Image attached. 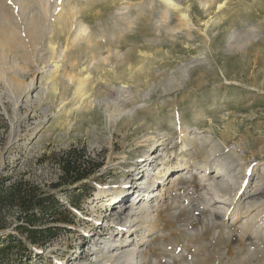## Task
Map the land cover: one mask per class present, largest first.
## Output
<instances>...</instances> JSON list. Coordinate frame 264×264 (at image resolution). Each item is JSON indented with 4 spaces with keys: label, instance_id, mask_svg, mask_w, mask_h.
<instances>
[{
    "label": "rangeland",
    "instance_id": "1",
    "mask_svg": "<svg viewBox=\"0 0 264 264\" xmlns=\"http://www.w3.org/2000/svg\"><path fill=\"white\" fill-rule=\"evenodd\" d=\"M175 1L180 7L165 14L162 0H51L60 6L55 16L62 12L68 20L74 13V22L69 19L61 27L63 20L53 18L51 33L36 47L29 35L36 30L18 17L13 0L0 2V10L19 22L15 30L26 45L15 46L17 50L0 47V58L5 56L0 68L6 71L5 76L0 73V175L25 174L49 184L60 170L44 154L70 147L84 148L89 158L102 163L87 186L70 189L79 208L59 193L75 216L74 224L36 249L28 264L100 261V239L94 233L128 235L105 225L118 222L120 210L134 206L140 197L135 199L138 193L131 188L123 199L108 200L126 179L133 158L158 154L166 157L160 169L166 173L165 184L154 186L159 192L164 185L161 200L149 197L147 202L144 195L134 206L150 203L157 217L139 248L146 255L144 264H264V238L243 226L256 215L254 228L264 233V0ZM40 5V0L30 2L28 20L44 24ZM179 11L187 13L188 27ZM80 24L86 31L71 42ZM49 41L58 49L70 41L66 58L51 73ZM74 59L77 68L72 69ZM80 62L89 65L81 71ZM72 72L77 73L75 83L85 80L82 97L67 78ZM16 81L32 84L26 92L14 86ZM121 107L130 114L127 118L117 116ZM107 110L116 121L108 118ZM146 133L157 142L167 139L163 145L156 147L155 142L136 150L134 140ZM185 157L190 166L182 171L178 164ZM204 157L209 162L206 172L198 166ZM148 170L133 176L129 186L147 181L156 165ZM177 172H182L181 179L170 183ZM219 186L235 199L228 207L243 208L237 220L231 213L210 215L223 203L209 206L203 191ZM250 201L260 206L244 210ZM210 216L216 224L208 221Z\"/></svg>",
    "mask_w": 264,
    "mask_h": 264
},
{
    "label": "bare ground",
    "instance_id": "2",
    "mask_svg": "<svg viewBox=\"0 0 264 264\" xmlns=\"http://www.w3.org/2000/svg\"><path fill=\"white\" fill-rule=\"evenodd\" d=\"M31 1L32 0H13V2L15 4L14 6L16 8V10H15L16 12L15 11L14 12L15 13L18 12V15H19L18 17L20 19H21V17H23V19H25V21H24L25 25L28 26V24H29L30 27L32 25V28H34L37 31V32L34 31V32H30L29 33V35L33 38L32 45H34L35 47L37 46V41L38 40H43V37L48 32V30L51 33V26L50 25H51V21H52L53 18H54V20H58V21H62L63 20V22H62L63 24L61 25V27L67 26L66 23L68 22L69 19H71L72 22H74V17H73L75 15L74 13H73V15H71L72 13L70 14V16L68 17V20L66 18L62 17V15H61L62 12H60V13L57 12L59 14H57L58 16H55L53 11L56 8L60 7V6H59L58 2H54L53 3V2H51V0H40V4H41L40 5V10H41L43 18H44L43 19L44 24H40L38 22H35L36 20L35 21H32L31 19L28 20V14L30 12V2ZM162 1L165 3V6H166L165 14L167 13V10H169V9H172V8L177 9V8L180 7V4H179L180 2L179 1H175V0H162ZM0 2L3 3V0H0ZM25 8H26V10H24ZM207 8H209V7H207ZM179 14H180V19L185 22V25H187L189 23V21H188L189 17L187 15V13L180 12ZM10 15H12V14L11 13H7L6 14L5 11L0 10V47L2 46V47L6 48L5 50H9L11 47L14 46L13 47L14 50H17L16 48L18 46H23L24 43H23L22 40L21 41L19 40L20 36H18L17 31L15 30V27H18L17 24L19 22H15V16H10ZM40 22H42V21H40ZM10 24L13 25V26H11ZM72 25H73V23H72ZM188 25L186 27H188ZM85 31H86V27L84 25H82V24L77 25V29L75 31V34L73 35V38H71L72 39L71 42L76 40L79 35L85 33ZM68 42L70 44V41H68ZM69 44L64 45V46L62 45V47L60 49H58V48H56V46L51 41H49V49L51 50V53L53 54V57H52V62H53L52 66L53 67H52V69L51 68L49 69L50 73H51V71H56L58 69V66L66 58L65 54H66V52L69 49ZM15 46H17V47H15ZM2 51H3V49H2ZM10 52H12V51H10ZM3 53H4V51H3ZM87 55H86V57H87ZM3 57L5 58L4 54L2 55V57L0 59H2ZM77 57H78V54H77ZM75 60L76 59L70 61V67L72 69H75V67H76ZM84 61L85 60H83V62ZM83 62H80L81 71L84 70L85 68H87L88 65H89L87 63L83 64ZM88 63H90V62L88 61ZM114 64H115V62H114ZM77 66H78V64H77ZM109 66H110L111 69H114L113 68L114 67L113 64H110ZM96 69L100 70V69H103V68H96ZM17 70H20L19 67H17L16 69L13 70L15 75H17V72H16ZM0 73H1L2 76H5V73H6L5 69L4 68H0ZM76 75H77V73L73 74V72H72L71 74L67 75V78L69 79L70 82H73L75 84L74 92H75L76 96L82 97L83 90L85 88L86 83H85V80L83 78L78 79V81L75 83L74 80H77ZM75 77H76V79H74ZM31 84L32 83L23 84L20 81H16L14 86L18 90L22 89L23 91L27 92V90H29ZM50 86H51V88L53 90L56 91V89H57L56 83L55 84L51 83ZM45 90H48V85H46L44 87L43 93H45ZM128 115H130V114L123 107L118 109V112H117V116L118 117H120V118L126 117L127 118ZM107 116H108V118L110 120L116 121V119H115L116 115L114 116V112L113 111H110V110L108 111L107 110ZM165 134H163V136L161 137L162 139L167 135V134L166 135ZM155 138H156V136L152 135V133H146V134L142 135L141 137H139L136 140H134V144H135V147H136L135 149L137 150V149H139L141 147H144V146L146 147L147 145H149V147H151L155 142H156L155 146L157 147L159 145H163L164 140L167 139V137H165L166 139L157 142V141L154 140ZM160 157H161L160 154H158L157 156H152V157L148 155L146 158L145 157H142V158L137 157L139 159L133 158L132 159L133 162L132 163L129 162V163H131V165L129 166L130 170H126V173H127L126 179L123 181V183H121L120 188L117 189V191L114 193L112 198L108 200L109 203H112L113 201L117 200L119 197L123 199L127 195V193L130 192L131 188L135 189L134 190L135 194L138 193L136 195L135 199L140 197L136 201V203H134V206L137 205V203H139V201L144 197V195L147 198V200H146L147 202L149 200H151V198H149V197H154V199L157 197V198H160L159 200H161V197H162V194H163L162 191H163V186L164 185L161 186L162 188L160 189L159 192H156V189L154 188L156 183L165 184V178L164 177H165L166 173L164 171H161L160 169L165 168V166H166L165 165L166 164V157L165 156L161 157V158ZM122 158L125 161L126 158L125 157H122ZM188 163H189V161L185 157L183 159V162L181 164H178V166H180L183 169L182 171H185L188 168V165H189ZM139 164H141L140 165V169L138 168ZM208 164H209L208 160L205 159V157H204V160H202L201 162L199 161L198 166H199V168H202L204 172H206L207 169H208V166H209ZM152 165H156V169L157 170H156V172L150 173V175H148L147 181L143 182V184H140L139 186H132V187L129 186V183H131V180H133V176H138L140 173H143L144 171L145 172H149L148 167L150 168V166H152ZM178 166L175 167V169L178 168ZM151 170L154 171V168L151 169ZM199 172H201V171H199ZM186 173H187V171H186ZM181 174H182V172H177L175 174L176 177L173 180H171L170 183L178 181L179 179H181V177H182ZM139 180H141V179L138 178V180H136V181H139ZM167 183H169V182H167ZM171 187L172 186H170L169 188L171 189ZM220 187L221 186H219V188H213V189L211 188V189L208 190L209 192L208 191H206V192L203 191L204 194L206 193V198H207L206 202L209 204V206H211V202L212 203H214V202L223 203V205L220 206V208L217 207V210H214L215 208L210 210V215H212L211 213L214 212V211L218 212V213L219 212L222 213L223 216H225L226 214H230L231 213V216L233 218H235V220H237L241 216L240 215V210H241L242 207H239L238 204H235L234 208L233 207H231V208L228 207V205H231L232 202L235 203V199H233L229 195L228 192H226L224 194L221 193L223 187H221V188ZM134 191L132 190V192H134ZM236 192H238V188H237ZM147 202L143 203L140 207H138V206L134 207L132 205V203L128 204V206L125 205V207L123 209H121L120 212H119V215L121 216V218H120L121 221L119 220L118 222H114L113 224L110 223V224L105 225V227H107V229H110L112 226H114L115 229H118L119 231H123L125 234L128 233V235H124L123 238H122V236H120L119 238H115L110 233H106L105 234L108 237L107 236L105 237L103 234H100V232H95L94 233V235L97 236V240L100 239V241L97 243L98 244L97 254L101 255V260L98 261L96 264H144L145 263L146 255L142 254V252H141V250H139V248L141 246H143L145 241L147 240L146 236L149 235V230L156 226L155 225V221H156V218H157V217H155V216H153L151 214V212H152L151 205H150V203H147ZM257 205L260 206V204L258 202H256V201H253V202L250 201L249 203L247 202V205H246L247 207H245L244 210L249 211L251 209V207L253 208V207H256ZM137 207H138V209H137ZM246 211H245V213H246ZM246 217H248V216L246 215ZM256 219H257L256 215L248 217L244 221L243 226L244 227H251L249 229V232L252 235H254L256 237L261 235L264 238V233L261 234V232H259L260 230H258L257 227L254 228V224L256 222ZM208 221L210 223L212 222V224H216L217 223V221L213 220V218L211 216H210ZM96 228L97 229L100 228V231L102 230V227L97 226ZM132 234H134L133 237H132ZM97 244H95V246Z\"/></svg>",
    "mask_w": 264,
    "mask_h": 264
},
{
    "label": "trees",
    "instance_id": "3",
    "mask_svg": "<svg viewBox=\"0 0 264 264\" xmlns=\"http://www.w3.org/2000/svg\"><path fill=\"white\" fill-rule=\"evenodd\" d=\"M44 157L53 159L60 170L54 182L41 184L25 174L0 175V264H28L36 249L69 231L75 216L59 193L79 208L80 201L73 200L70 189L77 184L87 186V180L102 166L84 148L70 147Z\"/></svg>",
    "mask_w": 264,
    "mask_h": 264
}]
</instances>
